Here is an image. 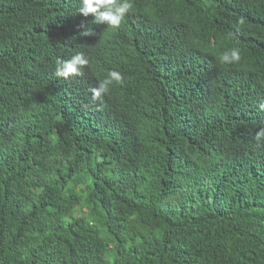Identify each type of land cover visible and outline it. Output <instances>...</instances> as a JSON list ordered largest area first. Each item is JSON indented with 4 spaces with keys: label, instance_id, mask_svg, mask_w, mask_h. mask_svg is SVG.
I'll return each instance as SVG.
<instances>
[{
    "label": "trees",
    "instance_id": "16d2710c",
    "mask_svg": "<svg viewBox=\"0 0 264 264\" xmlns=\"http://www.w3.org/2000/svg\"><path fill=\"white\" fill-rule=\"evenodd\" d=\"M133 4L0 0V264H264V0Z\"/></svg>",
    "mask_w": 264,
    "mask_h": 264
},
{
    "label": "clouds",
    "instance_id": "9594fccd",
    "mask_svg": "<svg viewBox=\"0 0 264 264\" xmlns=\"http://www.w3.org/2000/svg\"><path fill=\"white\" fill-rule=\"evenodd\" d=\"M83 7L79 12L85 17L93 15L94 24H107L111 28H119L126 17L133 10V0H82ZM91 28L86 29L82 35H93ZM241 59L240 50L233 48L230 52H225L221 57V63L233 64ZM89 64V59L82 52L75 54L68 60L57 61L55 75L64 79L74 78L83 75V69ZM122 74L118 71H111L108 75L100 80L95 88L91 89L93 99H101L107 94L113 82L121 83ZM264 137V131L257 134L256 139L259 141Z\"/></svg>",
    "mask_w": 264,
    "mask_h": 264
}]
</instances>
